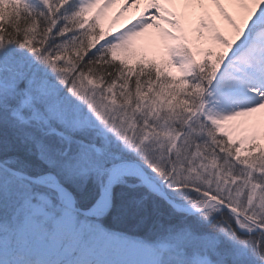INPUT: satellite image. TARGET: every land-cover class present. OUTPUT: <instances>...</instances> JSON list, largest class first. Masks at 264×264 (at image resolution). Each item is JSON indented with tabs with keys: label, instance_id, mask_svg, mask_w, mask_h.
Instances as JSON below:
<instances>
[{
	"label": "snow or ice",
	"instance_id": "snow-or-ice-1",
	"mask_svg": "<svg viewBox=\"0 0 264 264\" xmlns=\"http://www.w3.org/2000/svg\"><path fill=\"white\" fill-rule=\"evenodd\" d=\"M119 2L0 0V264H264V0Z\"/></svg>",
	"mask_w": 264,
	"mask_h": 264
},
{
	"label": "bare ground",
	"instance_id": "bare-ground-1",
	"mask_svg": "<svg viewBox=\"0 0 264 264\" xmlns=\"http://www.w3.org/2000/svg\"><path fill=\"white\" fill-rule=\"evenodd\" d=\"M123 5H124V0H120L119 3L108 9L106 17L102 20V23L106 24L107 27H115L118 30H123V28L129 24V21L135 22V17H137L140 14V12L143 10L144 7L143 3L137 6L136 4L132 3L131 0H128L127 9L119 16L118 19H116L117 13L121 11ZM149 11H153V10L150 9ZM212 11H213V18L216 20L218 26L223 28L224 22L222 18L219 16L218 12H216L215 9H213ZM229 11H231L230 7H229ZM147 14L148 13L145 12V15ZM113 20H115V23H112ZM195 22H196V17H193V23ZM149 32L155 35L154 29H150Z\"/></svg>",
	"mask_w": 264,
	"mask_h": 264
},
{
	"label": "trees",
	"instance_id": "trees-1",
	"mask_svg": "<svg viewBox=\"0 0 264 264\" xmlns=\"http://www.w3.org/2000/svg\"><path fill=\"white\" fill-rule=\"evenodd\" d=\"M125 227L130 230L131 232H136L138 229V226L135 223H128L125 225Z\"/></svg>",
	"mask_w": 264,
	"mask_h": 264
},
{
	"label": "rangeland",
	"instance_id": "rangeland-1",
	"mask_svg": "<svg viewBox=\"0 0 264 264\" xmlns=\"http://www.w3.org/2000/svg\"><path fill=\"white\" fill-rule=\"evenodd\" d=\"M102 25L104 26V28H105L106 30L109 29V27H107L106 24L102 23ZM110 28H111V31H112L113 33H116V32L118 31V29L115 28V27H110Z\"/></svg>",
	"mask_w": 264,
	"mask_h": 264
}]
</instances>
